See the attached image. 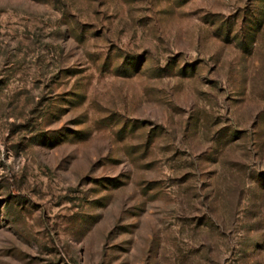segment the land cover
Returning <instances> with one entry per match:
<instances>
[{"label":"rangeland","instance_id":"374dc122","mask_svg":"<svg viewBox=\"0 0 264 264\" xmlns=\"http://www.w3.org/2000/svg\"><path fill=\"white\" fill-rule=\"evenodd\" d=\"M0 264H264V0H0Z\"/></svg>","mask_w":264,"mask_h":264}]
</instances>
